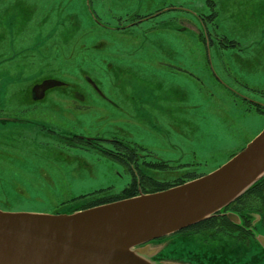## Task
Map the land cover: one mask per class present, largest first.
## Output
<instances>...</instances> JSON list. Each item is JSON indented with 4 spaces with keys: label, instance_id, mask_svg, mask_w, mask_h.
Instances as JSON below:
<instances>
[{
    "label": "rangeland",
    "instance_id": "rangeland-1",
    "mask_svg": "<svg viewBox=\"0 0 264 264\" xmlns=\"http://www.w3.org/2000/svg\"><path fill=\"white\" fill-rule=\"evenodd\" d=\"M216 34L235 46H216ZM21 47L0 60L4 110L22 107L17 83L28 76L68 84L49 90L36 108L27 96L24 115L0 113L1 210L70 213L87 208L92 192L123 189L124 166L66 141L71 134L124 136L179 161L185 168L148 171L164 187L213 171L264 128V0H0V54ZM143 153L136 155L141 166ZM255 224V238L264 236V224ZM199 231L151 240L140 246L142 257L264 264L258 242L203 243L210 230Z\"/></svg>",
    "mask_w": 264,
    "mask_h": 264
},
{
    "label": "water",
    "instance_id": "water-1",
    "mask_svg": "<svg viewBox=\"0 0 264 264\" xmlns=\"http://www.w3.org/2000/svg\"><path fill=\"white\" fill-rule=\"evenodd\" d=\"M263 175L264 128L213 171L167 189L70 213L0 209V264H154L140 246L211 216Z\"/></svg>",
    "mask_w": 264,
    "mask_h": 264
},
{
    "label": "flooded vegetation",
    "instance_id": "flooded-vegetation-1",
    "mask_svg": "<svg viewBox=\"0 0 264 264\" xmlns=\"http://www.w3.org/2000/svg\"><path fill=\"white\" fill-rule=\"evenodd\" d=\"M150 15L151 16L144 15L142 17L143 18L153 17L154 13H151ZM140 16L137 15L136 19L141 18ZM120 19L121 18H119V20ZM119 28L120 27H118L117 29ZM214 37H215L214 38L215 41L217 42L216 46L218 45V42L223 43V45L226 47L228 46L233 47L236 44L235 41H233L232 39H229L223 34H216ZM204 42H205V47H208V45L206 44L205 38H204ZM208 43L210 44L212 43V38L211 40L209 39ZM25 47H28V46H25ZM25 47L24 48L21 47L20 50H17L15 52L13 51L9 52L5 56L0 54V60L11 56L13 53H15L13 55L15 56L16 53L23 52ZM243 48L244 47H239V50ZM23 81L25 82V84L17 83L18 93L21 96L17 104L22 105L21 108L18 107V108H8L6 110L3 109V106L7 104V96L5 92H1V91H2V88H5L7 86V84H1L0 86V113H5V114L6 113H20L24 115L25 112H27L28 110H31V106L29 105L30 103L25 102V100L27 99V96H29V101L32 100L33 101L32 104L35 105L39 101L43 100L47 95L49 96V94L47 93L49 90L54 89L57 86L58 87L65 86L68 84V82L63 81L61 78H58L52 75H48V76L38 75L37 77L28 76L26 80L23 79ZM92 85L96 87V84L94 82ZM71 99L74 100L73 95H71ZM36 105H35V108H36ZM59 134H60L59 135L60 139L63 140V134L60 131H59ZM122 137L118 139L119 137H115V136H108V137L92 136L91 137L87 135L71 134L66 137V141L71 140L74 142L75 146H78L84 149H89V148L96 149L100 151L103 155H105L106 157L122 164L125 170L130 175V179L124 187L129 185L132 181H136V182L141 181L140 187L137 188V194L153 192L159 189H164L172 185L182 183L184 181L198 177V175H193V176L183 175V177L182 176L176 177L172 181H170L169 186H164L162 184L164 187H160L161 182L158 179H156L154 175L148 172L149 170H156V169L164 170V169H170L173 167H184L185 168V166L179 161H170V160L161 159L156 155V153H154V150L147 148L142 143L136 140H132L130 138L124 137V136ZM104 143H110L113 146H110V147L104 146L105 145ZM133 145L136 146L138 149L144 151V153L142 154L144 155L143 162H142L143 166L138 164V161H137L138 159L136 157L137 153H139L140 150H137L136 148L132 152V150L130 149L133 147ZM118 146H121L122 149L120 150ZM172 162H178V163L174 165L172 164ZM155 186L157 188L154 190ZM148 189H153V190L148 191ZM252 203H257V204L253 205ZM245 209H247V211H245L244 213L243 211ZM228 213H232L236 215L237 219L234 220L232 218H229ZM232 214L231 216L233 217ZM252 214L255 216L253 217ZM208 218H214L215 221H212L210 219V220L203 221L202 223H200L202 221L201 220L183 229H180L174 233H178L182 230H187V231L189 230V231L194 232V234H197V233H200L199 230L202 227H205L206 229H209L210 232L202 236L203 243L212 242L220 238L233 241V244L235 245L242 243L246 246V245H249L251 241L258 242V239L255 238L256 236L254 234V229L256 228V224H255L256 222H260L264 224V192L260 193V195L255 194L253 196V195L248 194V195H242L240 197H236L234 200L229 202L227 205L219 208Z\"/></svg>",
    "mask_w": 264,
    "mask_h": 264
},
{
    "label": "trees",
    "instance_id": "trees-1",
    "mask_svg": "<svg viewBox=\"0 0 264 264\" xmlns=\"http://www.w3.org/2000/svg\"><path fill=\"white\" fill-rule=\"evenodd\" d=\"M141 185V181H132L129 185H127L126 187H124L121 191L114 193V194H102L103 190H98L96 192H92L97 196H94L93 198L89 199L88 202L83 205L85 207L88 206H93L96 204H100V203H104V202H108V201H113V200H117V199H122V198H126V197H130L133 195L137 194V188H139ZM264 189V175L262 177H260L258 180H256L248 189L245 190L244 193H242L240 196L242 195H260V193H262V190ZM97 193V194H96ZM91 193L87 194L90 195ZM262 195V194H261ZM238 196V197H240ZM84 207V208H85ZM212 220L215 221L214 218H207L202 220L200 223H202L203 221H207V220Z\"/></svg>",
    "mask_w": 264,
    "mask_h": 264
}]
</instances>
